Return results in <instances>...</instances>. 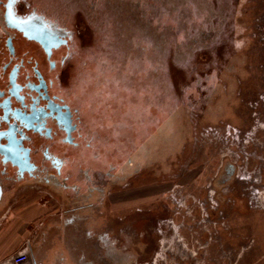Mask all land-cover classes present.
Returning <instances> with one entry per match:
<instances>
[{
	"label": "rangeland",
	"instance_id": "374dc122",
	"mask_svg": "<svg viewBox=\"0 0 264 264\" xmlns=\"http://www.w3.org/2000/svg\"><path fill=\"white\" fill-rule=\"evenodd\" d=\"M24 249L264 264V0H0V264Z\"/></svg>",
	"mask_w": 264,
	"mask_h": 264
},
{
	"label": "flooded vegetation",
	"instance_id": "af4514ba",
	"mask_svg": "<svg viewBox=\"0 0 264 264\" xmlns=\"http://www.w3.org/2000/svg\"><path fill=\"white\" fill-rule=\"evenodd\" d=\"M72 34L73 31L71 30L66 31L63 29H58L56 23L46 17H39L37 15L32 16V21L29 23V39L32 41L42 40L43 44L51 50V54L53 55L55 49L61 46L62 44H65L67 39L70 38ZM20 71L21 68H18V66L10 71L8 77V89L9 92L15 96V98L20 100L22 103H25L29 99L25 94V88L23 87L22 82L19 81ZM55 97L56 99L62 101L64 100L63 98H60L58 96Z\"/></svg>",
	"mask_w": 264,
	"mask_h": 264
},
{
	"label": "built area",
	"instance_id": "2783aa9c",
	"mask_svg": "<svg viewBox=\"0 0 264 264\" xmlns=\"http://www.w3.org/2000/svg\"><path fill=\"white\" fill-rule=\"evenodd\" d=\"M28 258L29 252L27 249H24L15 255L10 264H25Z\"/></svg>",
	"mask_w": 264,
	"mask_h": 264
},
{
	"label": "crops",
	"instance_id": "0c3cea01",
	"mask_svg": "<svg viewBox=\"0 0 264 264\" xmlns=\"http://www.w3.org/2000/svg\"><path fill=\"white\" fill-rule=\"evenodd\" d=\"M28 252H29V254H30V250H29ZM25 264H34V263L32 262V260H30V258H28V260L26 261Z\"/></svg>",
	"mask_w": 264,
	"mask_h": 264
}]
</instances>
